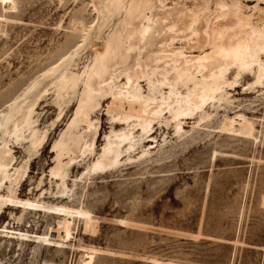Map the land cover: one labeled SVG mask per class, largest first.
<instances>
[{"label":"rangeland","instance_id":"obj_1","mask_svg":"<svg viewBox=\"0 0 264 264\" xmlns=\"http://www.w3.org/2000/svg\"><path fill=\"white\" fill-rule=\"evenodd\" d=\"M129 1L120 0L91 44L73 55L69 72L79 76L74 90L59 98L50 85L36 101L30 125L34 136H42L36 148L30 145L25 124H19V136L13 131L7 135L0 121V147L5 146L11 158L3 167L10 176L0 182V264H86L81 256L87 251L92 254L89 264H264V75L255 76L257 67L264 68V47L249 64H229L201 102L179 113L176 102L158 110L145 129L135 125L134 117L112 118L107 110L112 96L100 89L94 94L96 105L82 108L71 127V139L60 157L61 164L67 162L65 173H50L56 163L54 142L74 119L82 69L123 23ZM94 4L15 0L14 9H5L0 0V117L34 79L83 44L85 32L96 26ZM136 4L133 14H143L141 25L152 10L177 7L186 17L194 16L192 32L163 44L158 40L152 52L156 55L201 57L210 52L211 27L225 20V15H215L219 9L239 20L234 30L264 33V0ZM71 23L82 24L83 30H73ZM126 39L128 34L122 45ZM127 53L135 64L148 58L146 50L135 45ZM172 67V62L162 63L155 72ZM205 79L201 69L183 81L166 78L163 83L139 74L133 87L139 100L160 101L169 92L187 97L194 82ZM126 82L125 68L119 66L106 88ZM237 116L252 124L250 135L222 130L223 119ZM128 128L134 146L128 148L129 140L122 141L114 164L89 170L106 137ZM92 129V152L85 148L73 154L71 143ZM142 148L146 152L141 153ZM23 164L19 179L10 184L13 170ZM86 216L95 220L90 232L84 230Z\"/></svg>","mask_w":264,"mask_h":264},{"label":"bare ground","instance_id":"obj_2","mask_svg":"<svg viewBox=\"0 0 264 264\" xmlns=\"http://www.w3.org/2000/svg\"><path fill=\"white\" fill-rule=\"evenodd\" d=\"M92 1L95 3L94 6L96 9L97 22L94 29H90V31L85 32L83 38L84 40L82 39L83 42H81V44H83L81 46L79 44L78 48L76 47L75 50L73 49L74 51L72 56L70 55L69 58L62 60L60 64H56L57 66L54 65V67H51L43 72L39 78L34 79L23 91L18 100L8 106V109L0 117V121L6 125L4 132L7 135L10 131H13L17 133V136H19V124H25L27 126L28 133L31 136L30 145L32 148H36L42 139V136H34V129L30 126L33 122L31 120V113L36 101L50 85L55 86L56 96L59 98L65 95L68 91L74 90L79 76L76 77L69 72L71 59L74 57L73 55L78 54L87 44H91V40L97 36L99 29L104 24V21L118 7L117 5H119L120 2V0ZM149 2L150 0H143L145 7L152 5L151 3L149 5ZM2 3L5 9L15 8V0H2ZM134 7H138L136 0H130L123 23L118 25L113 37L108 39V41L102 44L101 48L97 50L91 64L82 69L83 71L80 74V76H82V84L78 94L77 109L75 111L74 119L72 122L70 121L71 123L68 128L62 131L53 145V148L55 149L56 163L53 167H51L50 173L55 176H62L65 173L67 162L61 164L60 157L63 151L66 150L69 140L71 139V127H74L76 118L80 117V110L82 108H92L96 105V101H94V94L100 89H102L104 93H110L112 96V104L111 106L108 105L109 107L107 108L108 112L111 113L112 118H118L120 120L125 119L126 117H134L135 125H140L142 129H145L149 120L153 118L151 116L158 110H163L176 102V113H179L184 112L190 109L192 105L201 102L202 98L205 97L204 95L206 92L213 89L216 84L221 81V74L229 64L236 61L240 64H249L254 58L256 51L264 47V33L260 32L255 34L256 32L253 33L255 29L253 31L248 29H240L238 31L234 30V27L241 24L239 20L237 19V21H235V19L230 18L231 14L223 10L220 11L219 9L218 12L216 11L217 13L215 15H225V20L223 22H215L213 26L212 24L210 25L212 26L211 31L210 34H208L209 36H207L209 37V42L213 46H210L212 49L210 52L201 57H179L175 53L167 54V56L164 54L161 56L159 53L156 55L152 52L155 43L158 40V42L162 41L163 44L166 39L179 35V33L189 34L192 32L189 28H192L195 20L194 16L190 15L186 17L187 14L185 15V12H182V9H178L177 7V9H168L163 12L152 10L146 17V23L141 25L140 16L143 14L139 13L135 16L133 14ZM231 26L233 27L232 29L229 28ZM70 28L80 32L83 30V25L71 23ZM127 34V44L122 45V40L127 37ZM131 45H135L138 48L146 50L145 54L148 56V58H146V62L144 61L139 64H135L133 62V56L127 53V48ZM117 48L120 49H118L119 52H117ZM167 62L173 63L171 71L166 72L161 68L159 71L155 72V69H157L159 65ZM119 66H123L125 68L127 79V82L125 83L126 85L120 86L117 89L106 88V80ZM198 69L202 70L203 78L208 80L206 82H194L192 88L188 90L190 94L187 97L184 95L183 97H179L175 92H169L164 100L161 99L158 101L153 99V101H149V99H146L144 101L138 99L137 89L133 87V82L139 74L147 76L149 81H151V77L154 76L156 81L163 83L166 78L171 82H174L179 77L183 81L186 75L191 76ZM256 71L257 75L255 76L257 79L263 77L264 68L262 66L257 67ZM237 117L238 118L233 119H223L220 126L222 130L250 135L252 132V124L243 117ZM234 122L238 123L237 126ZM176 126L178 127L179 123H177ZM130 130L131 129L128 128L123 131L120 130V132H115L114 135L105 136L106 143L104 144L101 153H99V155L87 168L92 170L114 164L119 155V143L128 139V148H132L134 146L131 142ZM95 136V129L77 136V139L71 143L69 150L75 155L80 153L82 149L86 148V150H88L94 144ZM112 137L116 138L117 141H115V139H111ZM3 144L4 143H2V145ZM92 150L93 149L90 148L89 151L92 152ZM144 152H146V150L142 148L141 153ZM109 153H111V156H107ZM10 161L11 158L9 156V150L5 146L0 147V182L4 177L10 176L8 173L5 174V170L3 168L7 166ZM24 167L25 166L23 164L19 168H15L13 170V173L11 174L13 177L9 181L10 184L17 182L24 170ZM59 183L60 190H63V180ZM3 203L4 199H0V207ZM94 226L95 220L86 216L84 218V230L90 232ZM19 236L28 237L26 234H20ZM81 258L84 263L89 264L92 261V254L87 251L82 254Z\"/></svg>","mask_w":264,"mask_h":264}]
</instances>
